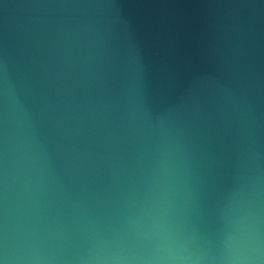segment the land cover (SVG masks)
<instances>
[{"label":"water","instance_id":"obj_1","mask_svg":"<svg viewBox=\"0 0 264 264\" xmlns=\"http://www.w3.org/2000/svg\"><path fill=\"white\" fill-rule=\"evenodd\" d=\"M5 203L69 257L158 216L220 264L264 214V0H0Z\"/></svg>","mask_w":264,"mask_h":264},{"label":"clouds","instance_id":"obj_2","mask_svg":"<svg viewBox=\"0 0 264 264\" xmlns=\"http://www.w3.org/2000/svg\"><path fill=\"white\" fill-rule=\"evenodd\" d=\"M65 243L59 231L37 216L10 212L5 203L0 218V264H73V259L75 264H196L200 259L176 244L170 227L158 216L135 220L124 236L117 233L92 240L83 256H67ZM220 264H264V214L258 208L248 212Z\"/></svg>","mask_w":264,"mask_h":264}]
</instances>
